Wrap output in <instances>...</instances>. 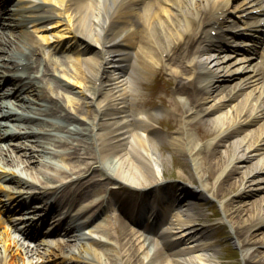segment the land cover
I'll return each instance as SVG.
<instances>
[{
	"label": "bare ground",
	"instance_id": "6f19581e",
	"mask_svg": "<svg viewBox=\"0 0 264 264\" xmlns=\"http://www.w3.org/2000/svg\"><path fill=\"white\" fill-rule=\"evenodd\" d=\"M43 1L45 0L41 1L42 4L33 5L17 2L10 6L7 15L1 16L0 19L8 18L4 26L36 21L56 25L42 24L38 27L41 30L58 28L54 33L57 37L51 46L53 52L70 51L72 42L78 43L81 51H73L75 50L78 56L80 53L84 55L65 58L69 56L66 53L59 63L66 59L69 62L66 65L72 63L71 66L75 68V78H78L79 82L83 79L79 93L85 104L73 106L76 114L70 115V107L66 106L72 101L70 96L65 95L66 105L60 95L54 94L50 97V91L60 84V77L54 73L55 69L54 72L51 71L49 61H45L42 67L32 64L30 58L37 51V45L29 44L23 48L13 44L10 39L7 43L9 53L0 54V60L6 61L0 63L8 70L14 69L18 74L8 77V85L11 87L0 90V141L5 136L14 141L13 144L25 157L19 160L22 164L20 169L24 170L30 168V164L47 168L53 159L63 156L76 159L92 153L91 157L113 156L114 160L103 161V165L98 164L91 168V162H85L78 170H71L68 174L71 182L67 183L66 191H73L79 196L102 192L103 197L101 196L96 204L98 207L107 205L112 208L111 217L121 228L120 241L116 244V252L114 249L102 248L108 246L106 241H89L96 248L101 247L109 253L121 255L122 264H214L217 252L194 227L197 217L201 214L192 203H178L177 200L174 203L157 201L155 212L159 222L165 224L169 230L168 235L175 240V244L169 249L168 257L163 258L147 251L143 252L142 246L134 242L144 240L147 247H154L157 252L165 251V245L160 243L156 235L143 233L130 225L129 220H132L142 226L137 216L127 212L129 207L122 208L129 204L128 199L113 197L104 182H121L134 188H146L161 181L162 167L168 160L159 152L162 136L154 124L155 116L161 109H150L136 103L139 81L153 77L159 67L169 68L170 74L177 79L173 94L180 107L175 116L178 126L172 134H166L164 138L172 149L187 157L191 169L188 183L191 179H196L200 194L205 196L207 192L214 195L215 183L218 184V192L222 188L227 191L233 188L235 181L229 180L228 174L237 167L235 163L244 164L254 157H260L256 160L259 165L257 170L264 171V9L240 25L248 24L249 29L247 28L243 35L244 37L249 33L248 39L239 35L236 37L234 33L224 38L227 43L234 38L233 42L244 45L243 48L249 44L250 50L253 46L256 53L254 57L253 53L239 57L237 51L240 45L232 47L228 53L221 54L224 45L217 47L209 35V29L214 28L213 20L225 11L231 0H174L176 12H172L168 0H46L49 9L45 8ZM35 8L39 9L34 11ZM64 12L69 16L65 17ZM221 21H226L225 15H221ZM255 32L256 37L262 39L251 41L250 36ZM64 33L70 34L69 40H60ZM111 34L114 38L109 37ZM8 36L9 32L3 31L0 42L5 38L9 39ZM42 37L49 40V36ZM193 43L189 51V45ZM126 45L133 50L128 52V70L126 73L115 72L117 63L123 67L120 62L121 55L117 50ZM0 50L5 48L0 45ZM171 60H176L175 65L171 64ZM62 72V75H66L68 70L65 72L62 68ZM3 78L4 74L1 73L0 81ZM182 83H187L196 93L193 95L181 91L178 84ZM14 88L19 89L17 102L8 97L4 98ZM62 91L65 92L63 89ZM211 95L212 104L207 105ZM238 97L240 99L234 103L233 100ZM226 107L229 109L223 116V109ZM199 117L208 128L213 127L215 130L208 142L201 141L191 129L193 120ZM36 119L47 126H37ZM259 119L261 124L259 123L251 134H245L234 141L229 140L227 146L219 151V156L212 159L215 146L218 147L233 134L247 130ZM43 138L50 139L45 141ZM51 140L61 143L58 146L47 145ZM2 151L5 158L9 155L10 160L14 161L13 151L0 142V153ZM72 167H75L74 164ZM89 169L105 171L104 178L100 180L91 177L86 182H80L79 177ZM15 172L16 170H12V174ZM207 172L213 176V192L207 188ZM14 175L11 179L15 181L16 186H33L36 181L39 184L56 181L53 175H47L45 181L35 178L24 180L19 173ZM0 178L7 179L1 174ZM259 181H264V178ZM73 182L75 185L72 187ZM64 184L61 183L58 187ZM46 186L49 184L31 194L32 201L43 199L44 203L31 202V208L45 207L50 203V191ZM22 190L6 194L10 204L24 199ZM116 200H120L121 204ZM232 200L223 204L220 202V217L230 226L240 247L244 264H264V239L257 242L249 235L253 228L264 229V198L259 200H262V204L258 207L254 205L250 209V226L248 224L245 228V225L238 224L241 219L243 221L240 217L245 209H242L241 204L235 205ZM53 203L59 204V198H53ZM6 206L5 199L0 197V208L5 209ZM235 208L237 211L234 212ZM1 221L4 220L0 217V223ZM105 221L103 226L98 227V231L108 236L112 221ZM34 222L35 220H32L30 225ZM86 223V220L73 225L65 222L63 229L68 239L59 247L67 252L50 254L44 264H49L50 260L56 257H59L61 262H52L54 264L71 260L77 264H95L92 262L93 257L89 256V246L83 241L87 235L80 231ZM70 240L75 242L71 244ZM255 243L261 244L263 248L254 249ZM15 244L8 233L6 237L0 238V264H20L18 255L25 254L15 248ZM112 257L107 255L104 259ZM191 258L196 259V263ZM112 260L115 259L106 260L108 262L103 264H113Z\"/></svg>",
	"mask_w": 264,
	"mask_h": 264
},
{
	"label": "rangeland",
	"instance_id": "374dc122",
	"mask_svg": "<svg viewBox=\"0 0 264 264\" xmlns=\"http://www.w3.org/2000/svg\"><path fill=\"white\" fill-rule=\"evenodd\" d=\"M159 73L163 79L162 82L164 83V85H162L160 81H157V80H151L149 81V83L145 82L146 84L142 83L139 97L141 100H144L146 97H149L150 99H152L151 104L153 106L156 104H162V107L165 110L161 114V120L159 121L160 125H158L159 132L161 133V136H162V141H161L162 150L161 151L163 152L164 156L169 157L168 160L165 161L163 165V178L161 182V184L163 185L160 184V186H158L159 189H154L152 192H150L149 188L148 189L145 188L146 189V190L144 189L145 191H137L139 189L132 190L129 186H127V184L121 183V182L116 184V186H113L114 183L111 181H105V183L110 187L112 195L124 196L126 199H128V203L130 205L131 204L139 205L142 212H144L145 214H149V211L153 209L155 203L160 197H163V198L168 197L170 200H172L175 197L178 200L189 201L190 203H193L196 209H199V211L202 213V215L198 217V221H196V228H198L200 232H205L206 234L205 237L216 248L217 254L219 256V259H217V264H244L243 260L241 259L242 256L240 255V252H239L240 247L237 244V240H235L234 238V234L230 232L228 226L225 227L219 222L218 217H220L221 215H220V209L218 206L219 204L218 202L223 201V203H226L230 199H233L232 202L235 203V205L237 203L241 204L242 209H245V211L242 210L241 212L242 216L240 218H243V221L241 219L238 222V224L245 225L243 226L244 228L248 226V224L250 226L251 220L249 221V218H248L250 213L252 212L250 209L254 205H257L258 207V205L262 202V200L259 202L260 198H264V181L258 182V180L260 179L262 180L264 178L263 176L264 171L257 170L259 165L256 162V160L260 157H257V158L254 157L244 164L243 163L240 164V162L235 163V166L237 167L236 168L234 167L231 171H229V174H228L229 180H233V182L235 181V183L233 184V188L231 189V191H227V190H224V188H222L218 192L217 190L218 184L215 183L216 190L214 191V195H212V199L211 198L209 199V197L206 199L200 194H197V192L192 191L191 189L190 191H187V190L185 191L184 189H181L180 187H182L183 184L186 183L189 177L191 176L190 164L187 159H186L187 160L186 162V160L184 159L183 155L180 152L173 150L168 144L167 140L164 138L166 134H172V132L175 131L178 126L177 120L175 117V108L177 105L176 104L177 101L173 97V94H172V90L175 87V83L172 80V77L168 73L167 69H161ZM70 85L77 87V88L81 87V84L75 82L72 79L70 80ZM162 97L166 98L169 102H171L170 107L169 105H166V102L162 100ZM159 100L161 101L159 102ZM166 112H169V113L166 114ZM158 118L159 116L156 119ZM258 124H259L258 122L254 123V125L250 126L247 131H244V133H247L248 131L250 132L253 128L255 129V127H257ZM194 132L196 133L197 137L200 138V140L204 142H207V140L212 136V133H213L211 129L206 130L205 128H202L200 125L197 126V129L194 128ZM229 140L231 139H227L224 144H227ZM225 146L227 145H224L223 147H221V145H219L218 147L215 146L213 154H212L213 160L217 156H219V151H222L225 148ZM86 156H83L77 159L70 157L69 159L59 161L58 168L62 169L66 165L64 168L68 169L71 164H74L75 167L71 169L77 170L80 166H83L84 163L87 161L91 162L92 164L91 168H93V166L97 164L95 163L97 159L93 160L92 157L88 158ZM257 156H260V155H257ZM108 160H114L113 156L109 155L108 157L106 156L100 157V161H108ZM30 165L32 166V168H30L27 171L29 175V176L27 175V178L32 177V176L39 178V177H42V175L44 174L49 175V174L55 173L56 170H60V169H45L41 171L40 169H38L37 164L36 165L30 164ZM15 168L16 167H13V166H6L3 164L0 165V171H2V173H6L9 171V169H15ZM22 174L23 176L26 175V173H22ZM92 174L94 175L95 178H99L101 180L105 176V171L101 169H98V170L89 169L85 172V174H83L84 176L82 177V180L85 181L91 178L90 176ZM62 178L63 177H60V179ZM208 178H209L208 180L209 186L207 188L209 191H212L213 176L211 177V175L208 174ZM175 179H178L180 183L176 182ZM191 180H192L190 182L191 185H188L187 187L188 189L193 188L195 184H198V181L196 179H191ZM4 184L5 186L3 189L7 190L10 185L14 184V182L12 181L9 183H4ZM63 193H64L63 191L58 190L54 195L61 196ZM253 193L255 194L251 195ZM98 197H99V194H96V193L91 194L90 196L87 197L88 199H91L90 202L86 199V202L84 203L81 202L82 205L80 207L75 208V206H73L72 208H69L70 210L67 213L68 221L72 217L75 216L77 209L79 210L83 209L82 211L81 210L80 211L84 213L88 209L87 208L85 210L84 205L90 203V209L88 212H86L88 216V214H90V210H92L91 204L94 201H96ZM66 201L67 199H65V203ZM66 209H68L66 204H62V211H65ZM235 211H237V208H235L234 212ZM109 214H111L110 211H105V210L102 211V216H104L105 218H107ZM93 216L94 217H89L92 219V221L90 222L92 226L88 228L85 227L84 230L86 232H89L92 237L98 238L100 233L97 232L94 228L99 218L97 216L95 217V215ZM56 217L57 215L54 217V219ZM60 218L61 217H58V220ZM237 218L238 217H236V219ZM5 230H6V227L4 228L3 226H0V232L2 234L5 233ZM8 231L11 233L9 227H8ZM249 235L251 238L255 239L258 242L259 240L264 239V229H253V231L250 232ZM58 236L61 237L60 235ZM13 237L15 238V242L17 243L16 248H18L19 246L21 247L19 240H17L18 235L13 234ZM59 237H58V241L65 239L64 237L63 238H59ZM240 237H241V233H240ZM44 242L47 243L46 241H42L40 244H38V246L36 245L33 248L31 247L30 253L28 255H24V256L18 255L20 264H43L45 263L46 260L44 259V257L49 256L50 252L43 251L44 250L43 247L45 246ZM85 242L90 248L89 256L93 257L92 259L93 263L95 264H98V263L102 264L103 262L107 263L109 260L114 258L115 260H112L113 264H122L123 257L121 258L120 255L114 254L112 252L109 253V251L102 249V248L113 249V247L102 246V248L101 247L95 248V246L90 244L88 240H86ZM50 243H56V240H53ZM70 243L72 244L73 242L70 241ZM58 245H59V242L56 245V248L54 249V251H56L58 254H60V252L62 251L64 253L67 252L66 249H62V251H60L58 249L59 248ZM256 245L254 249L261 248L260 244H256ZM229 247H232V248H229ZM107 255L109 256L111 255L113 257L111 259L106 258V260H108L106 261L104 258ZM230 255L233 256L231 257L233 258L232 260H228L229 259L228 257ZM56 261L61 262L60 258L56 257L54 258V260L52 261L50 260L49 264H54L52 262H56ZM61 264H77V263L71 260V261L62 262Z\"/></svg>",
	"mask_w": 264,
	"mask_h": 264
}]
</instances>
